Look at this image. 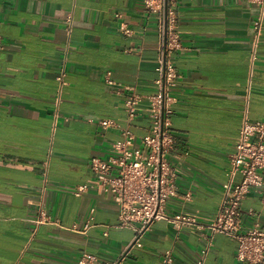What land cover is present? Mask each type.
Masks as SVG:
<instances>
[{
	"label": "crops",
	"instance_id": "obj_1",
	"mask_svg": "<svg viewBox=\"0 0 264 264\" xmlns=\"http://www.w3.org/2000/svg\"><path fill=\"white\" fill-rule=\"evenodd\" d=\"M177 5L181 46L173 51L168 158L178 192L166 210L197 222L176 228L154 221L137 247L130 245L134 231L118 225L112 194L91 183L90 161L112 153L120 128L138 138L150 131L148 101L128 119L124 98L126 86L143 96L157 91L156 15L143 0H0V264H77L85 252L97 263L161 264L167 249L172 264H193L209 240L204 264H242L237 239L212 233L210 224L244 114L264 119V19L252 60L256 5ZM107 72L120 92L105 82ZM104 118L119 127L104 129ZM81 184L90 186L77 195ZM42 209L49 218L40 223ZM240 210L245 227L258 223L264 231V191L252 189Z\"/></svg>",
	"mask_w": 264,
	"mask_h": 264
},
{
	"label": "built area",
	"instance_id": "obj_2",
	"mask_svg": "<svg viewBox=\"0 0 264 264\" xmlns=\"http://www.w3.org/2000/svg\"><path fill=\"white\" fill-rule=\"evenodd\" d=\"M246 1L259 9L253 22L254 60L263 26L264 0ZM143 4L157 18V91L154 95L143 96L135 93L133 87L126 86L130 92L125 95L124 109L127 118L133 119L139 113L140 104L147 100L151 117L150 131L138 138L130 129L120 128L122 137L111 144L112 153L106 158L95 157L90 161V168L95 176L91 183L103 192L112 194L119 207L118 225L134 231V239L130 245L137 247H142L140 237L154 221L166 220L176 228L197 222L195 216L183 212L170 214L166 210L169 199L178 192L177 171L168 158L174 147L170 126L175 100L171 89L178 77L173 51L181 46L177 32V0H143ZM67 20L71 22V16ZM121 29L125 33L131 32L125 23L121 25ZM2 47L0 37V49ZM58 79L61 80V77ZM105 82L116 87L118 92L123 88L110 77V72L105 74ZM99 124L104 129L119 127L118 123L108 118L101 119ZM227 175L228 181L223 183L221 204L210 224L212 233H224L237 239L236 259L240 263L264 264V231L259 228L258 223L252 228L245 227L240 210L241 201L252 189L264 191V119H251L247 113L244 114L239 139L230 156ZM89 186L78 185L75 193L80 195ZM184 200L191 201L192 194L187 192ZM48 218L46 211L42 209L36 220L41 223ZM210 245L209 240L193 264H204ZM173 261L172 249L165 250L161 264H172ZM77 264H118V261L97 263L91 254L85 252Z\"/></svg>",
	"mask_w": 264,
	"mask_h": 264
},
{
	"label": "water",
	"instance_id": "obj_3",
	"mask_svg": "<svg viewBox=\"0 0 264 264\" xmlns=\"http://www.w3.org/2000/svg\"><path fill=\"white\" fill-rule=\"evenodd\" d=\"M132 246V245H131Z\"/></svg>",
	"mask_w": 264,
	"mask_h": 264
}]
</instances>
